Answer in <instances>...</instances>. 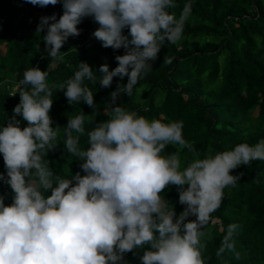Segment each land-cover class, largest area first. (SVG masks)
<instances>
[{"label":"clouds","instance_id":"obj_1","mask_svg":"<svg viewBox=\"0 0 264 264\" xmlns=\"http://www.w3.org/2000/svg\"><path fill=\"white\" fill-rule=\"evenodd\" d=\"M25 2L42 8L62 3L59 18L43 16L37 26V34L46 32L49 68L63 60L67 52L61 49L70 37L81 34L82 22L99 25L92 35L102 47L123 48L125 54L115 57L118 66L113 70L101 65L99 78L86 62L78 64L61 91L69 104L83 101L94 111L86 115L80 109L64 128L52 127L55 85L49 86V71L38 66L24 71L17 86L20 103L0 127V154L7 169L0 181L14 192L10 206L0 195V264H123L124 255L136 249L144 250L142 264H206L202 253L210 214L220 207L225 188L238 184L240 176L232 175L233 170L264 161V139L215 153L209 146L201 158L184 138L182 120L149 119L113 106L122 93L132 96L165 44L180 41L190 5L177 18L170 11L177 7L174 0ZM171 62L165 56L163 63ZM114 77H128V82L110 94V118L85 133L96 108L85 80L109 88ZM18 116L27 127H21ZM61 129L64 149L83 161V176L57 175L45 159L59 146ZM85 134L88 146L81 148ZM169 145L177 151L166 152ZM185 148L193 159L182 169L180 150ZM169 186H177L179 203L186 206L179 216L161 195ZM191 216L196 219L189 220ZM236 227L228 226L217 257L235 251Z\"/></svg>","mask_w":264,"mask_h":264},{"label":"trees","instance_id":"obj_2","mask_svg":"<svg viewBox=\"0 0 264 264\" xmlns=\"http://www.w3.org/2000/svg\"><path fill=\"white\" fill-rule=\"evenodd\" d=\"M174 2L177 7L170 11L177 18L185 5H190L180 41L165 44L158 59L152 62V70L142 76L132 96L122 93L113 106H124L149 119L182 120L183 136L201 153V158L209 146L215 153L242 142L255 144L264 139V0ZM53 14L57 18L63 14L62 3L42 8L25 0H0V127L6 126L20 103L21 89L17 86L26 69L38 66L49 71V86L55 85L50 111L52 127L64 128L68 117L78 114L80 109L86 115L94 111L83 101L69 104L61 91L65 81L78 70V64L86 62L99 78L101 65L107 64L113 70L118 66L115 57L125 54L123 48L102 47L92 35L99 25L82 22L78 26L81 34L70 37L61 49L67 52L63 60L49 68L51 59L43 41L46 32L37 34V26L41 17ZM165 56L171 58L170 64L163 63ZM127 82L128 77H114L111 87L103 88L98 81L85 80L96 104L92 122L85 123V133L96 122L110 118V94L117 90V85ZM16 118L22 128L27 127L22 117ZM65 139L61 129L56 141L59 146L45 157L50 168L69 179L77 172L85 175L80 167L83 161L64 149ZM87 146L85 134L80 138V147ZM176 151L177 146L169 145L166 149L168 153ZM180 157L183 169L193 159V153L181 149ZM0 174L7 177L2 154ZM231 174L240 176V180L235 187L225 188L220 207L210 214L203 258L206 264H264V161L254 160ZM0 195L5 197L6 206L12 204L14 192L4 181H0ZM161 195L177 216L184 211L186 206L179 203L177 186H169ZM229 225L237 226L235 251L217 257ZM143 252L136 249L126 253L123 264H142Z\"/></svg>","mask_w":264,"mask_h":264}]
</instances>
